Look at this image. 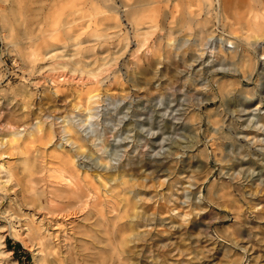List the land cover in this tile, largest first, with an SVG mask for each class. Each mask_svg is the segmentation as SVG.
Wrapping results in <instances>:
<instances>
[{"label":"rangeland","instance_id":"374dc122","mask_svg":"<svg viewBox=\"0 0 264 264\" xmlns=\"http://www.w3.org/2000/svg\"><path fill=\"white\" fill-rule=\"evenodd\" d=\"M64 114L98 192L54 228L15 192L74 149ZM0 141V264H264V0H0Z\"/></svg>","mask_w":264,"mask_h":264},{"label":"bare ground","instance_id":"6f19581e","mask_svg":"<svg viewBox=\"0 0 264 264\" xmlns=\"http://www.w3.org/2000/svg\"><path fill=\"white\" fill-rule=\"evenodd\" d=\"M137 2V1H144V0H133V2ZM218 4L220 3V0H217ZM217 19V18H216ZM219 19V18H218ZM212 50V49H211ZM211 52V51H210ZM213 70L215 71V68H213ZM212 70V71H213ZM217 82V90L219 91V95L218 97L220 98V101L223 102L227 97L229 96L227 95V90L226 92L223 90L225 88V86L228 84L225 83L222 80H215ZM206 87H207V94L204 97H201L200 100L193 106L196 110H199L200 105L204 102H214L216 100L217 97V93L213 91L211 84L209 81H206ZM227 88V87H226ZM206 90V89H205ZM231 98H229L230 100ZM238 103V102H237ZM236 103V104H237ZM222 104V103H221ZM234 104V103H232ZM222 106V105H221ZM229 106V105H228ZM78 107V109L81 108V105H76L75 108ZM223 109V108H221ZM85 110V107L82 108L79 112H77V115H79L80 113H82V111ZM182 114V113H181ZM85 115V114H84ZM85 120V116H83ZM62 122H66V124L63 127V131L65 133L68 134V136L66 137L67 141H71V143H74V149L73 150H66V152L64 154H60L57 158L58 161V166H57V170H59L58 172H52L51 168L47 165H45V163H41L40 167L36 170H32L30 165L26 166L25 169V180L26 182H28L30 184L31 187V191L32 192H37L36 196H33V194L31 196H25L23 190H24V185L23 184L22 187L20 186L19 189H17V191L15 192L18 200H20L21 204L23 205L25 204H29L32 207H34L36 209L35 212H38L40 214H42V219H45L46 222H52L55 224L54 228L59 224V220L60 222L62 221H67L68 219H70V215L72 214H87L89 213V208L90 206L95 203L97 195H95L96 192H98L97 188L94 187L93 188V183L90 182L91 180H87V175H85V168H80L77 165V162L74 160L75 156H83L85 157V138L82 137L81 135H72L71 133H73L75 130V127L72 123H70V120L67 118V114H64L62 119ZM197 126L201 125V119L200 116L198 117V121H197ZM173 124V123H172ZM171 124V125H172ZM175 124V123H174ZM183 124H178V128L183 129ZM50 127V126H49ZM162 130V136H161V146L163 147V145H167L169 147L168 143H173L174 140H168L166 141V137L163 136L164 133H167V129L170 128V124H168V122H165L164 125L161 127ZM175 128V126L173 127ZM179 129V130H180ZM20 131L17 129H12L9 131L10 135L13 136H18V133ZM30 132V131H29ZM49 134V130L48 132H44V134H42V136H48ZM78 134V133H77ZM72 135V136H71ZM1 144V141H0ZM180 144V142H179ZM170 148V147H169ZM245 149V148H244ZM177 153V151H176ZM169 155V154H168ZM181 155V154H180ZM242 160H240L239 158L236 159V161L231 163V166L234 168H237L239 171V169L241 168L240 166H242ZM245 162V161H244ZM145 163V162H143ZM148 165H154L150 162H148ZM132 166V165H131ZM130 166V167H131ZM158 166L160 165H154L152 166L151 170H157ZM163 166V165H162ZM246 166V165H245ZM248 167V166H247ZM160 169V167H159ZM245 169V168H244ZM244 169H240L241 170V174H243L245 176L246 171H244ZM163 170V169H162ZM251 170V169H250ZM251 174V173H250ZM55 176V179H52L51 177ZM120 174H117L115 177H111V175H109L107 177V179H111V180H116L117 181V177H119ZM253 176V175H251ZM143 179H146V176L143 177ZM240 179V178H239ZM179 181V180H178ZM241 181V180H240ZM181 182V181H180ZM19 182L15 183L14 185H17ZM95 183V182H94ZM20 184V183H19ZM261 184V183H260ZM116 185V184H115ZM188 185V183H187ZM197 185V184H196ZM259 185V184H258ZM117 186L120 188L119 191H121V193H123V195L127 192V191H134V184L133 183H129L128 180H120L119 182H117ZM188 188V187H186ZM250 188V187H249ZM34 189V190H33ZM37 189L39 191H37ZM246 189V188H245ZM249 190V189H248ZM257 190V189H256ZM188 191V190H187ZM185 191L184 189V196L187 198V193H191L190 189L189 192ZM246 191V190H244ZM252 190H250L251 192ZM198 194L201 193L200 189H198L196 191ZM243 192V191H242ZM247 192V191H246ZM253 192V191H252ZM255 192V191H254ZM254 196L256 195V193H254ZM120 193V192H119ZM194 193V192H193ZM248 193V192H247ZM19 194V196H18ZM192 194V193H191ZM251 194V193H249ZM243 195V194H242ZM261 195V194H260ZM252 196V198L254 197ZM256 196H259L258 194ZM262 196H264V194H262ZM196 197V195H195ZM199 197V196H198ZM261 197V196H260ZM190 198V196H189ZM200 198V197H199ZM246 198V197H245ZM257 198V197H256ZM198 199V198H197ZM254 199V198H253ZM122 200L125 201L126 200V205L128 203L129 198L127 197H122ZM181 200V199H180ZM248 202L250 201L247 200ZM260 201V200H257ZM130 202L133 203L132 200H130ZM253 203V201H252ZM125 204V203H124ZM124 204L122 205L123 210L125 209ZM144 204V203H143ZM249 204V203H248ZM95 205V204H94ZM151 205V204H150ZM150 205H148V203H146L147 208L150 207ZM252 204H249V207ZM255 205V204H254ZM252 205V206H254ZM145 206V207H146ZM164 202H159L157 204V206L155 207L156 209L158 208H164ZM130 208V207H128ZM252 210H256V208L252 209ZM128 212V211H127ZM78 214V215H79ZM127 217L130 216L128 213L126 214ZM80 216V215H79ZM134 216V214L132 215ZM74 217V216H73ZM86 216L83 217V219ZM96 218V217H94ZM133 218V217H132ZM145 218V216H144ZM143 218V219H144ZM147 219V218H146ZM148 220V219H147ZM97 221V220H95ZM70 223V220H69ZM91 223V221L89 222ZM83 225V224H81ZM47 226V225H46ZM66 226V224H65ZM80 226V225H79ZM88 226V225H87ZM48 227V226H47ZM71 227V225H70ZM69 227V229H70ZM90 227V226H89ZM208 227V226H207ZM66 228V227H64ZM84 228V227H83ZM97 229V228H96ZM206 229V228H205ZM59 230V228L57 229ZM66 230V229H65ZM74 230L75 227H74ZM73 230V231H74ZM79 231V230H78ZM93 231H95L93 229ZM208 231V230H207ZM80 232V231H79ZM83 229H82V233H83ZM68 233V232H67ZM78 233V232H77ZM73 234V233H72ZM76 234V232H75ZM59 236V235H58ZM72 236V235H71ZM76 236V235H75ZM76 238V237H75ZM79 238V237H78ZM60 239V238H57ZM65 240V239H64ZM82 240V239H81ZM56 241V240H55ZM60 241V240H59ZM76 241V240H75ZM124 241V240H123ZM131 241V240H130ZM53 242V241H52ZM61 242V241H60ZM38 243L40 244V246L42 248L47 247L46 246V241L42 240V239H38ZM73 243V242H72ZM75 243V242H74ZM61 246H63L64 248L67 246V243L64 241V243L60 244ZM70 245V244H69ZM126 245V244H125ZM133 245V244H132ZM59 246V245H58ZM128 246V245H127ZM52 249V247H50ZM138 248V247H137ZM121 250V249H120ZM132 251V250H131ZM62 252V251H61ZM122 252V251H121ZM130 252V251H128ZM60 253V250L55 251L52 250L51 251V255L53 258H58V254ZM67 255V254H66ZM74 255V254H73ZM138 255V254H137ZM69 257V255L67 256ZM105 258V257H104ZM125 258V257H124ZM65 259V258H64ZM71 259V257H70ZM75 259V256H74ZM63 257H61L59 259V262H62ZM79 260V259H78ZM67 261V260H66ZM71 261V260H70ZM75 261L77 262V260L75 259ZM69 262V261H67ZM72 263V262H71ZM79 263V261H78ZM81 264V263H79Z\"/></svg>","mask_w":264,"mask_h":264}]
</instances>
